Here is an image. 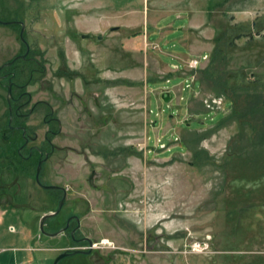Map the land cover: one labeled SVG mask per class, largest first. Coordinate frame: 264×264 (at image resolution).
Wrapping results in <instances>:
<instances>
[{
  "label": "rangeland",
  "instance_id": "obj_1",
  "mask_svg": "<svg viewBox=\"0 0 264 264\" xmlns=\"http://www.w3.org/2000/svg\"><path fill=\"white\" fill-rule=\"evenodd\" d=\"M0 19L25 24L31 56L44 66L27 88L25 113L46 100L61 119L42 184L74 186L92 168L109 179L105 201L101 191L69 197L47 232L76 214L82 236L99 246L125 245L131 230L151 242L142 256L101 250L96 263L264 264V0H0ZM189 19L193 46L213 45L194 84L175 57L187 54ZM20 32L0 24V67L24 53ZM216 46L224 60L215 68L233 88L243 75L236 94L245 111L259 106L254 116L234 117L232 95L202 80ZM28 64L11 68L25 69L16 83L39 68ZM215 100L222 102L213 111ZM44 112L40 106L26 120L36 146L45 145ZM9 118L0 86V129L9 136L0 137V264H54L67 235L46 236L40 222L57 210V195L36 183L40 156L18 154L24 140Z\"/></svg>",
  "mask_w": 264,
  "mask_h": 264
},
{
  "label": "flooded vegetation",
  "instance_id": "obj_2",
  "mask_svg": "<svg viewBox=\"0 0 264 264\" xmlns=\"http://www.w3.org/2000/svg\"><path fill=\"white\" fill-rule=\"evenodd\" d=\"M0 20L3 22H16V23H13L10 25L19 26L20 29L22 30L21 23H23V22L20 20H15V21H4L2 19H0ZM24 35H25V33H24ZM22 44L25 48L24 53L14 57L13 58L14 60L9 61L8 63L14 62L15 59H17V58H21V59L27 60V62H29L28 67H30V66L35 67L36 65H38L39 68L30 69L28 81H26V83L24 82L21 84L16 83L15 79L17 76H20V77L23 76L25 69L20 70V68H19L18 72H15L12 70L6 71V72H1V70H0V82H2V84H3L2 86H6V90H7L9 84L10 83L12 84L13 98H12L11 104H12V108H13V114H12L13 115V122H12L10 128H11V131H18L19 133L21 132V134H22L24 143L20 146V150L18 151V153L21 156H23L24 158H27L29 156H32L35 153H38L40 156V160L45 159L46 155H48V159L46 160V161H48L49 158L51 157V155L57 149V147L52 143V138H55L61 134L62 123H61V119L59 117H57V115H56V110H55L56 108L53 107L51 105V103L46 101V100H41L37 103H34L31 107V109L27 113H25V109L30 105L31 98H32L31 93H29L27 91V88L32 81V77L35 74V72L39 73V74H44L45 71H44V66L42 64H40L39 61L35 60V58H33L31 56L32 51H31L30 46H29L28 55L26 57H22L27 52V47L25 46V44L23 42H22ZM6 64H3L0 67V69ZM26 97H27V100H24ZM96 104H97V101H96ZM40 106H43L46 110V112H44V116H43L42 120H43L44 124H47V126L49 128H48V130L45 134V138H44L45 145L36 146L32 143L35 142L37 138H36V136H33L31 131L27 127L26 120L28 117H30L32 114H34L36 109ZM8 111H9V105H8ZM16 120H17V124H16ZM30 144H32V145H30ZM25 152L28 153L27 156H25ZM107 180H109V179H107V177L103 178V177L99 176L97 171L92 168L89 175L84 178L83 182H81L80 179L75 178L73 180V183L75 184L74 186H67V184L55 185V186L59 187V189L54 190L56 195H57V199H58L57 210L59 208V204H60L61 200L65 197L64 205H63L60 213L56 217L60 216L61 213L63 212V209L65 208L66 204L68 203L67 200L69 199V197H73L74 195H77V194L86 195V194L82 193V191L85 193H88L89 190L95 191V192L101 191L100 193L103 194L102 195V196H104L103 200L105 201V194L103 192L106 190H105V187L103 185L106 184V182H108ZM84 197L86 200H84V198H80V200L84 201L86 204L89 203V205H90V201L88 200V198L86 196H84ZM97 202L99 203V201H97ZM102 205L104 206L103 203H102ZM56 217H54V218H56ZM81 231H82V222L80 220V217L76 214H70L68 216V218L65 220V222L58 227L57 231L55 232V233H59V235H57V236L62 237V236L67 235L66 240L63 242V244H66L67 246L61 248V252L59 253V255H61L62 253L71 254V253L79 252V253L74 254L72 256H68L64 259L72 258L74 256L79 255V256H84L87 259L88 264H105L104 261H102V262L100 261L97 263L94 262L95 259L100 257L99 255L102 253L101 250H107V249L111 250L112 249L114 252L117 251L116 253H119V254H128V253L136 252L142 256V255L147 254L149 252L148 248H151V242H149V244L147 243V241H145L144 244L142 243V239H141L142 235L139 231L131 230L132 233L126 232L127 234H132V238L125 241V245L123 244L121 246H116L115 244L113 246H99V244H97V243L95 244V242L92 238L82 236ZM108 242L109 241H107V242L103 241L102 244L108 243ZM113 251H111V252H113ZM62 261L59 264H61Z\"/></svg>",
  "mask_w": 264,
  "mask_h": 264
},
{
  "label": "trees",
  "instance_id": "obj_3",
  "mask_svg": "<svg viewBox=\"0 0 264 264\" xmlns=\"http://www.w3.org/2000/svg\"><path fill=\"white\" fill-rule=\"evenodd\" d=\"M239 38H241L240 36H238ZM217 43H220V39L217 38ZM224 56H222V51H219L218 47L216 46L214 51L211 53V60L208 64V66L203 69L202 72V80L203 81H207L209 83L215 84L219 87H221V90L219 92V94H223L225 92H229L232 95V99L229 100V102L231 103V107L233 109V115L234 117H237L239 119H247L248 117H252L250 115V113L254 116L256 113H258L259 111V106L258 105H254L253 108H250L249 110L246 109H242L241 108V103L239 102L238 99H240L241 95L239 96L238 94H236V90H238V88H242L243 86V75L241 73L238 74V76L240 77V81H239V85L241 86H236L235 88H233L230 83L229 80L225 79L224 76L221 75V72H218V68H215L216 65H219L220 62H222ZM14 59H12L11 61H13ZM26 61L27 60H23L21 58H17L15 59V61L12 63V66H7L4 65L0 70L1 72H6V71H11V68L18 62V61ZM43 65V64H42ZM5 81V80H4ZM0 85L2 86V82H0ZM264 104V102H263ZM250 123V122H249ZM16 124H17V120H16ZM251 124V123H250ZM255 127L252 126L251 130L254 131ZM9 129L11 130L10 126ZM0 137L9 140V136L7 135V133L2 132L0 129ZM18 151L20 150V147L17 149ZM19 154V153H18ZM20 155V154H19Z\"/></svg>",
  "mask_w": 264,
  "mask_h": 264
},
{
  "label": "water",
  "instance_id": "obj_4",
  "mask_svg": "<svg viewBox=\"0 0 264 264\" xmlns=\"http://www.w3.org/2000/svg\"><path fill=\"white\" fill-rule=\"evenodd\" d=\"M13 23H16V22H3L0 20V24H3V25H10V24H13ZM22 25V30H21V33H20V38H21V41L25 44V46L27 47V52L24 56L22 57H26L29 53V45L24 37V33H25V30H26V26L24 23H21ZM119 27H113L112 28V31H116L118 30ZM90 38L91 35H83V38ZM99 39H102V36H99ZM13 62H10V63H7L6 65L7 66H11ZM7 103L9 105V115H10V118H9V122H10V126L13 122V108H12V98H13V92H12V84L10 83L9 86H8V89H7ZM162 98L165 102L169 103L172 101L173 99V94L171 92H165L163 93L162 95ZM22 149V148H21ZM48 159V155H46L45 159L43 160H40V162L38 163V166H37V169H36V175H35V178H36V183L42 187L43 189L45 190H57L59 189V187L55 186V185H51V186H47V185H43L42 182H41V173H42V168H43V164L44 162ZM64 201H65V197L61 200L60 204H59V208L56 212L54 213H51V214H47L45 216L42 217L41 219V222H40V230L41 232L46 235V236H50V237H56L57 235H59V233H50V232H47L46 229H45V225H46V222L51 219V218H54L56 217L63 205H64ZM79 252H76V253H71V254H68V253H62L61 255H59L57 257V259L55 260L54 264H59L64 258L68 257V256H72L74 254H77Z\"/></svg>",
  "mask_w": 264,
  "mask_h": 264
},
{
  "label": "crops",
  "instance_id": "obj_5",
  "mask_svg": "<svg viewBox=\"0 0 264 264\" xmlns=\"http://www.w3.org/2000/svg\"><path fill=\"white\" fill-rule=\"evenodd\" d=\"M196 27L197 26H195L193 23H191L190 19H189V24L184 29V37H183V39H181V41L183 42V44L186 48L187 54L182 55V56H175L177 59L183 61V64L185 66V71L187 68L188 61L190 60V59L188 60L187 58H189L190 56L205 57V56L209 55L207 52L210 53L212 50V46H213L212 44H210V45L202 44L200 46H193L192 41H191L192 40L191 37H195L197 35H196L195 31L191 32V29H197ZM169 69L172 72L173 71L176 72L179 69V67L177 65H171ZM168 90L169 89H167V92L172 93L171 90H169V91ZM5 212H6V209L3 207L2 208L0 207V223L3 222V217L5 215ZM3 251H5V248L0 249V252H3Z\"/></svg>",
  "mask_w": 264,
  "mask_h": 264
},
{
  "label": "built area",
  "instance_id": "obj_6",
  "mask_svg": "<svg viewBox=\"0 0 264 264\" xmlns=\"http://www.w3.org/2000/svg\"><path fill=\"white\" fill-rule=\"evenodd\" d=\"M206 57L207 56L199 57V58H193L188 63V68L190 69V74L188 75V80L191 82V84H194L198 80L197 72L202 68V63L206 59ZM191 84L189 83L188 85L191 87ZM217 101L218 100L214 101V103L216 105L214 107H212L211 110L214 111L217 108V105H220V102H222L221 100L219 102H217ZM219 108H220V106H219Z\"/></svg>",
  "mask_w": 264,
  "mask_h": 264
}]
</instances>
